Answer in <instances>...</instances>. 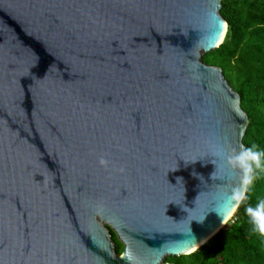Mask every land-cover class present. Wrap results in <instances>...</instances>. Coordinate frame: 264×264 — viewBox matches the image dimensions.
<instances>
[{"label":"water","instance_id":"obj_1","mask_svg":"<svg viewBox=\"0 0 264 264\" xmlns=\"http://www.w3.org/2000/svg\"><path fill=\"white\" fill-rule=\"evenodd\" d=\"M221 1L0 0V264H174L225 225Z\"/></svg>","mask_w":264,"mask_h":264},{"label":"trees","instance_id":"obj_2","mask_svg":"<svg viewBox=\"0 0 264 264\" xmlns=\"http://www.w3.org/2000/svg\"><path fill=\"white\" fill-rule=\"evenodd\" d=\"M219 14L227 23L222 43L202 55V61L221 69L229 85L239 94L248 116L242 138L245 148L264 152V0H222ZM264 200V168L247 199L238 204L234 219L190 254L168 257L174 264H264V237L253 230L245 213L247 205ZM117 253L122 244L112 233Z\"/></svg>","mask_w":264,"mask_h":264},{"label":"clouds","instance_id":"obj_3","mask_svg":"<svg viewBox=\"0 0 264 264\" xmlns=\"http://www.w3.org/2000/svg\"><path fill=\"white\" fill-rule=\"evenodd\" d=\"M227 164L239 172L240 187L233 195V199L243 203L247 199L248 190L256 179V170L264 168V152L253 147L244 149L239 153L226 157ZM101 163H104L101 160ZM245 213L253 226V230L264 237V200L258 201L254 206L247 205Z\"/></svg>","mask_w":264,"mask_h":264},{"label":"bare ground","instance_id":"obj_4","mask_svg":"<svg viewBox=\"0 0 264 264\" xmlns=\"http://www.w3.org/2000/svg\"><path fill=\"white\" fill-rule=\"evenodd\" d=\"M233 214V211H230L229 212V214L226 216V219H225V221L227 220V219H229L230 218V216Z\"/></svg>","mask_w":264,"mask_h":264},{"label":"rangeland","instance_id":"obj_5","mask_svg":"<svg viewBox=\"0 0 264 264\" xmlns=\"http://www.w3.org/2000/svg\"><path fill=\"white\" fill-rule=\"evenodd\" d=\"M232 219H234V213L230 216V218L226 221V223L229 222V221H232Z\"/></svg>","mask_w":264,"mask_h":264}]
</instances>
